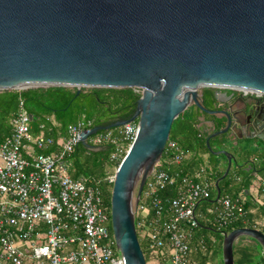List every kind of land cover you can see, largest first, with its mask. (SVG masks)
<instances>
[{"label":"water","instance_id":"1","mask_svg":"<svg viewBox=\"0 0 264 264\" xmlns=\"http://www.w3.org/2000/svg\"><path fill=\"white\" fill-rule=\"evenodd\" d=\"M48 86L76 87L77 94L83 87L141 90L131 116L94 125L81 143L99 150L89 136L137 121L136 137L114 173L110 207L126 264H148L135 207L174 120L192 105L226 118L206 140L210 153L227 158L214 202L234 155L213 149L210 139L240 129L264 140V0H0V90ZM204 87L215 88L217 101L228 107H205ZM222 89L254 93L246 98L241 92L235 110L234 94L225 99ZM242 236L264 250L261 229L234 228L224 233L223 264H234Z\"/></svg>","mask_w":264,"mask_h":264},{"label":"built area","instance_id":"2","mask_svg":"<svg viewBox=\"0 0 264 264\" xmlns=\"http://www.w3.org/2000/svg\"><path fill=\"white\" fill-rule=\"evenodd\" d=\"M31 120L20 100L10 118V133L0 139V264H126L102 189L70 173V157L93 127L92 120L79 119L57 141L44 131L34 134ZM47 120L58 126L52 117ZM137 129L135 120L100 130L88 142L96 147L114 145L110 160L121 161ZM194 155L169 138L135 207L137 232L146 240L154 264H200L191 258L200 227L198 206L212 197L216 182L207 160L189 170ZM258 194L264 206V178ZM246 201L243 192L221 195L206 208L207 220L219 227L229 225L243 216ZM199 240L205 250L204 238Z\"/></svg>","mask_w":264,"mask_h":264},{"label":"trees","instance_id":"3","mask_svg":"<svg viewBox=\"0 0 264 264\" xmlns=\"http://www.w3.org/2000/svg\"><path fill=\"white\" fill-rule=\"evenodd\" d=\"M202 103L209 109H217L218 101L216 99V89L213 87H204L200 91ZM141 93L134 88H108V87H92L89 89H82L77 94V88L71 86H48V87H30L25 89H7L0 91V139L8 135L11 131L10 118L19 108L20 100L24 101V105L30 113L31 131L34 134H39L44 131L51 136L55 141L67 134L69 125L77 122L81 118L92 120L93 126L114 120L117 118H126L132 115L136 101ZM47 117H52L58 122V126L52 124L47 120ZM201 117L203 119H201ZM210 121L212 123L211 131L206 129L205 125L200 123ZM226 124L225 117H219L213 114L204 113L195 105L189 106L182 112L175 120L172 126L170 138L176 140L183 149L190 150L195 155L190 159L189 170L193 171L203 162V154L209 157V166L211 168V179L216 182L219 179L227 165V158L224 154L210 153L206 144L209 135ZM41 125L44 128H41ZM253 138H242V140L234 143L229 132L215 136L210 139L211 146L215 150L226 149L232 147L234 161L229 174L220 181L221 195L230 194L238 195L243 192L247 195L245 204V213L242 217L236 219L229 225L219 227L215 221H208V214L206 208L214 204L213 199L216 197L215 189L212 190V197L202 200L199 206L206 205L205 209H199L200 227L197 228L195 239L192 244L193 251L191 258L198 261L200 264H219V248L223 243L224 233L229 232L237 227H256L255 223L248 220L251 219L250 210L257 205L250 199L248 189L251 184L252 176L249 172L252 170L264 174V140H259L257 146L253 145ZM242 142V144H241ZM114 145L107 144L102 146L98 152V166L94 169L84 172L82 164H77L75 157L82 152H89L90 150L82 143L78 144L70 157V173L74 178L85 177L90 184L99 185L103 192L104 201L110 205L111 189L113 182L106 171V165L112 164L119 166L120 160L112 162L110 160V153ZM54 146L46 151L56 149ZM240 153L247 155V160L243 161ZM254 155V156H252ZM221 157L225 161V167L217 169L220 164ZM259 160H256L255 158ZM252 158V159H251ZM246 164L251 166V169H246ZM238 168L242 174L239 177L241 180L233 179L232 174ZM217 169V170H216ZM137 221V218H136ZM264 232V230L261 228ZM211 232H216L215 235ZM138 236L142 249L144 251L146 260L150 259V251L147 249V242L142 238L138 231ZM215 236V237H214ZM200 237L204 238L206 242V249H202L200 245ZM248 239L251 243L243 244L241 240ZM253 242V243H252ZM258 248H257V247ZM254 247V248H253ZM239 248L241 254L238 253ZM260 246L258 242L248 236L240 237L234 244V264H257L264 260V255L259 253ZM240 255V259L238 256ZM259 255V260L256 256ZM262 259V260H261ZM256 260V261H255Z\"/></svg>","mask_w":264,"mask_h":264},{"label":"crops","instance_id":"4","mask_svg":"<svg viewBox=\"0 0 264 264\" xmlns=\"http://www.w3.org/2000/svg\"><path fill=\"white\" fill-rule=\"evenodd\" d=\"M222 92L224 93V97H225V99H226V95H232V94H234V96L235 95H237L236 93H233V91L232 90H227V91H223V89H222ZM231 103V102H230ZM228 104L229 103H227V102H224V101H218V104H217V106H218V108H225V107H228ZM239 103L237 102V103H235L234 105H233V109H237L238 108V105ZM9 123H10V121H9ZM200 125H205L206 126V128H208V126H210V122L209 121H207V122H205L204 120L200 123ZM11 128V127H10ZM205 131H206V129H205ZM245 133H250V132H247V131H245V130H240V129H236V131L234 132V131H232V132H229V135L231 136V138H232V141L234 142V143H237V141H239V140H242V138H245L246 137V135H245ZM246 138H248V137H246ZM254 139V141H253V145H255V146H257L256 144H257V142L259 143V140H261V139H259V138H257V137H254L253 138ZM241 144H242V142H241ZM227 150H229L230 152H232L233 153V149H232V147H228V148H226ZM239 156H242V160L243 161H245V160H247V155L245 154V153H240L239 154ZM252 156H254V155H252ZM203 160H207V161H209V157H208V155L207 154H203ZM252 159V158H251ZM256 160H259L257 157L255 158ZM191 164V163H190ZM226 165H227V163H226ZM225 167V161H223V160H221L220 161V164L218 165V167H217V169H223ZM216 169V170H217ZM246 169L247 170H249V169H251V166L249 165V164H246ZM241 173H240V171L238 170V168H236L235 170H234V172H233V174H232V177H233V179H236V180H241L239 177H241ZM249 175H251L252 176V179H251V184H250V186H249V189H248V194H249V196H250V199L249 200H253L254 202H257V205H255L251 210H250V215H251V219L250 220H248V221H250V222H252V223H255L257 226H258V228L259 229H263L264 230V206L263 205H261L259 202H258V199L260 198V194H258V192H259V189H260V184H261V179L262 178H264V174H262V173H259V172H256V171H254V170H252L251 169V171L249 172ZM242 178V177H241ZM248 240V239H247ZM250 241V240H249ZM251 242V241H250ZM244 244V243H243ZM245 245H247L246 243H245ZM257 247V246H256ZM254 248V247H253ZM258 248V247H257ZM241 249L239 248V250H238V253L239 254H241V252L242 251H240ZM260 250V252L259 253H261V254H263L264 255V250L262 249V248H260L259 249ZM241 257H240V255L238 256V259H240ZM262 260V259H261ZM262 262V261H261ZM261 262H257V264H260Z\"/></svg>","mask_w":264,"mask_h":264},{"label":"rangeland","instance_id":"5","mask_svg":"<svg viewBox=\"0 0 264 264\" xmlns=\"http://www.w3.org/2000/svg\"><path fill=\"white\" fill-rule=\"evenodd\" d=\"M89 88H92V87H83L82 89H89ZM202 88L199 90L201 91ZM227 90H231V89H223V91H227ZM2 91V90H0ZM211 128H212V123L210 122V126H208V128H206V130L208 131H211ZM97 150V149H95ZM95 150H90L89 152H80L76 157H75V160L73 159L72 161H75L77 164H82V170L84 172H87L88 170H91V169H94L98 166V162H97V159H98V152H96ZM223 158L221 157V160ZM117 167L112 165V164H108L106 165V171H107V174L108 175H114L115 171H116ZM216 191V189H215ZM216 193V192H215ZM135 195H136V191H135ZM205 206L204 204L201 203V205L199 206V209H205ZM211 206V205H210ZM215 235H218V233L216 232H211ZM215 237V236H214ZM223 241V240H222ZM240 242L242 243H251L249 240L247 239H243L241 240ZM253 243V242H252ZM259 244V243H258ZM260 248H262V246L259 244ZM256 260L258 261L259 260V255L256 256ZM255 260V261H256ZM148 264H154V260L152 259H149L147 261ZM219 264H223V254H222V245L221 247L219 248ZM235 264H238L237 261L235 262ZM249 264V263H247Z\"/></svg>","mask_w":264,"mask_h":264},{"label":"flooded vegetation","instance_id":"6","mask_svg":"<svg viewBox=\"0 0 264 264\" xmlns=\"http://www.w3.org/2000/svg\"><path fill=\"white\" fill-rule=\"evenodd\" d=\"M233 92H234V91H233ZM235 93H236L237 95L234 96V100L236 99L237 102L240 103V99H241V98H240V97H241V96H240V93H239V92H235ZM249 95H251V94H249ZM246 98H250V96L247 95ZM240 104H241V103H240ZM204 121H205V120H204ZM205 122H207V121H205Z\"/></svg>","mask_w":264,"mask_h":264}]
</instances>
